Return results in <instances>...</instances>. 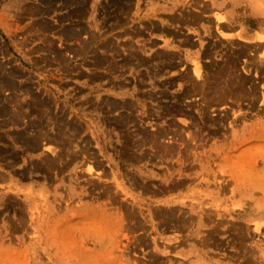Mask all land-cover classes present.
<instances>
[{
  "label": "rangeland",
  "instance_id": "obj_1",
  "mask_svg": "<svg viewBox=\"0 0 264 264\" xmlns=\"http://www.w3.org/2000/svg\"><path fill=\"white\" fill-rule=\"evenodd\" d=\"M196 256L264 264V0H0V264Z\"/></svg>",
  "mask_w": 264,
  "mask_h": 264
},
{
  "label": "bare ground",
  "instance_id": "obj_2",
  "mask_svg": "<svg viewBox=\"0 0 264 264\" xmlns=\"http://www.w3.org/2000/svg\"><path fill=\"white\" fill-rule=\"evenodd\" d=\"M255 5V4H254ZM257 7V6H256ZM128 30V29H127ZM109 40V39H108ZM111 42V41H110ZM108 44V43H107ZM135 55V54H134ZM143 61V60H142ZM146 61V60H145ZM145 61H143V62H145ZM196 62V61H195ZM198 63V62H197ZM197 63H196V65L193 67V69L192 70H194V71H196L198 74H199V70H200V65L198 66L197 65ZM148 64V63H147ZM167 66V65H166ZM175 66V65H174ZM173 66V67H174ZM202 77H203V75H202ZM204 79H205V77H204ZM223 83H225V82H223ZM3 84V83H2ZM185 90V89H184ZM186 91V90H185ZM191 92V91H190ZM153 98V97H152ZM125 100V99H124ZM185 100V99H184ZM114 102L116 101V100H113ZM129 101V100H128ZM181 101V100H180ZM130 103V102H129ZM112 105H113V103H112ZM115 105V104H114ZM131 108V107H130ZM133 118V117H132ZM131 118V119H132ZM135 118V117H134ZM136 119V118H135ZM128 121V120H127ZM146 136V135H145ZM142 139H145L144 138V136H142ZM124 154H126V153H124ZM174 184H175V186H180L181 184H183L184 183V179H179V180H175L174 182H173ZM170 211V210H169ZM175 214V213H174ZM163 223H166V224H168L169 222H171L172 221V219H170V220H168V218H163ZM178 221L180 222V219L178 218L177 220L175 219L174 220V225H180L182 222H180V223H178ZM247 260H249V259H247ZM250 261V260H249Z\"/></svg>",
  "mask_w": 264,
  "mask_h": 264
},
{
  "label": "crops",
  "instance_id": "obj_3",
  "mask_svg": "<svg viewBox=\"0 0 264 264\" xmlns=\"http://www.w3.org/2000/svg\"><path fill=\"white\" fill-rule=\"evenodd\" d=\"M237 32V31H236ZM235 32V33H236ZM253 35H255V32L252 33ZM196 223V222H195ZM193 263L195 264H206L207 263V259H201L198 258L197 256L194 258Z\"/></svg>",
  "mask_w": 264,
  "mask_h": 264
}]
</instances>
